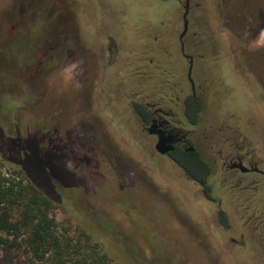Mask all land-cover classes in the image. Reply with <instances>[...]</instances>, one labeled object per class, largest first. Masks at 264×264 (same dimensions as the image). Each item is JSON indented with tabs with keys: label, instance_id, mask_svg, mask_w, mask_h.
I'll return each instance as SVG.
<instances>
[{
	"label": "rangeland",
	"instance_id": "1",
	"mask_svg": "<svg viewBox=\"0 0 264 264\" xmlns=\"http://www.w3.org/2000/svg\"><path fill=\"white\" fill-rule=\"evenodd\" d=\"M183 1L0 0V148L5 155L0 153V172L16 176L22 172L18 163L22 159L56 199L53 217L59 232L73 240H82L85 232L116 264H251L255 239L238 196H214L226 203L222 210L232 226L223 236L214 218L215 205L205 201L200 189L187 182L167 157L154 152L155 138L141 133L136 119L125 111V98L137 92L150 94L162 80L153 73V65L135 63L130 57L123 88L117 83L120 67L114 66L104 89L110 93L100 95L93 83L91 58H80L75 49L74 34L84 38L91 28L93 46H88V39L84 41L89 50L99 48L100 36L112 38L119 53L122 48L135 49L150 59L151 52L155 53L152 49L172 48L171 68L182 99L190 95L187 63L178 51ZM257 1L264 8V0ZM199 2V9L189 12L197 11L201 22L195 48L205 50L208 26L222 55L228 44L238 48L225 39L226 34H220L211 15L205 16L206 0ZM88 3L93 8L85 10L83 5ZM103 6L109 7L107 16ZM223 10L261 13L247 0L237 5L236 0H226ZM59 18L66 24H59ZM191 31L193 26L187 38ZM239 39L242 45L248 42L245 35ZM248 48L262 51L253 53L248 64L264 86V31ZM219 63L222 69L230 64ZM237 65L242 69L244 64L238 61ZM222 80L196 90L200 112L196 118H187L195 124L191 146L212 162L218 148L226 147L225 138L242 135L251 142L258 161L264 162V100H257L264 97V87H258L255 79L241 81L232 74H222ZM217 181L220 184L221 178ZM240 234L244 235L240 240L248 242L234 249L230 239L238 240ZM213 239L222 242L225 253L213 249ZM15 244L11 248L0 245V264H49L35 261L22 240Z\"/></svg>",
	"mask_w": 264,
	"mask_h": 264
},
{
	"label": "flooded vegetation",
	"instance_id": "2",
	"mask_svg": "<svg viewBox=\"0 0 264 264\" xmlns=\"http://www.w3.org/2000/svg\"><path fill=\"white\" fill-rule=\"evenodd\" d=\"M237 1L239 0H236V5ZM247 1L253 3V5L260 10V16H256L255 14L245 15L240 12L226 13L223 10L226 0H206L208 6L205 10V16L206 13L208 14V17L211 15V21L218 27V30L221 31L220 34H226L225 39H227L228 42H232L231 44L233 47L234 45L239 46L238 48H232L230 47V44H228L227 46L229 47L225 53L223 52L224 55H222V52L216 48L218 41L209 26L207 29L205 27V32H208L205 37V50L195 48L194 38L196 34L198 35L196 32L201 22H199L200 18L197 11L194 10L191 15H189V12L191 8L198 10L201 3L199 0L183 1V13L181 15L182 30L185 6L187 7V29L181 40L179 38L181 33L178 36V51L180 56L187 63L185 77L190 89V95L185 96L182 99L178 96V93L180 92L181 94L182 91H178L179 85L176 80L177 76H175L177 74H175L171 68V58H174L172 48H154L152 51L155 50V53L150 51L151 54H153V58L150 59V57L147 56V53L138 55V53L135 52V49L122 48L119 53V48L112 38L109 36H106V38L100 36L99 48L96 50H89L84 46V41L88 39V46H93L92 40L90 39L94 36V30L91 27L90 31L87 33L84 32L86 35L84 38L78 36V33L74 34V41L76 43L75 49L79 52L78 56L80 58H91L92 64H94L95 74L92 78L94 79V85L99 86L100 95H104L105 93L104 89L107 87L106 84L108 81L107 73H109L114 66L120 67L119 72H122V74L120 79L117 80V83L123 88L125 79L129 77V71L127 68L130 66V57L134 58L132 61L135 63L144 62L153 65V73L156 74L158 78L162 77V80L156 83L157 86H154L155 89L150 94L137 92V94L135 93V96L125 98V102H123L125 111L128 112L132 118L136 119L141 133L155 138V144L157 141V136L154 135L155 133L160 132L164 137L170 140L173 147L172 151L165 155H160L155 151L154 144V152L158 156L167 157L170 162L182 171L187 182L200 189V194L205 198V201L215 205L214 218H216L223 236L231 230L232 226L230 225L227 215L222 210V207H225L226 203L223 202L221 198H215L214 196H228L229 198H231V196H238L236 200L240 201H238L239 206L243 210V213L248 216L247 221L251 222L249 231L253 233V238L255 239L250 250L251 257L249 258L251 259V264H264L263 160L258 161L253 147L251 146V142L242 135L236 136L235 138L233 137L232 140L225 138L223 142L226 147L223 144L224 148L222 145L218 148L216 151V159L212 162H210L206 156L205 159H203L202 155L195 151L190 142V136L195 124L187 122V118L195 113L196 105L192 101L198 99L196 96V90H201L210 82L217 80L220 82L223 81L222 74H232L235 78H238V80L241 81L255 79L258 83V87H264L259 80L260 77L256 74V71L248 64V59L253 53L262 52L259 50H251L248 47L252 39L264 31V8H259V1L257 0ZM83 8L87 10L93 8V5L88 3L87 5H83ZM102 9L105 13L104 16H107L109 7L103 6ZM243 17L245 18L244 20ZM60 18L59 24H66L65 22H62ZM73 22H75L74 17ZM207 23L209 22H206L205 20V26ZM190 26H193L194 31H191L189 38H187ZM137 31L138 34H143V31L138 28ZM244 35L248 38L246 45H242L240 43L241 39H239V37H243ZM67 40L68 38L66 36L61 42L65 44ZM142 40H144L143 37ZM152 40L153 43L156 44L158 41L157 36H154ZM141 44L142 46L144 45L143 41ZM137 55L139 57L138 59H136ZM195 58H197L198 61H196ZM222 60H226L230 63L225 69H222V67L220 68L222 65H219V62H222ZM238 61L243 62L244 65L242 69L237 65ZM159 64L165 67L164 70H161ZM214 65H217L218 67ZM189 71L190 80L188 78ZM137 74L141 77H145V74ZM147 79L150 78L147 76ZM107 92L110 93L108 90L105 94H107ZM257 100L262 102L264 97L261 96V98H257ZM96 108L97 107H95V113L98 111V108L97 110ZM149 132H152L153 135H150ZM205 140H208L206 136ZM189 148H193V151H188ZM184 157L188 159H184ZM176 158L181 161L184 167L178 164ZM218 176L221 178L220 184L217 181V179H219ZM241 196L247 197L241 200ZM241 218H244V215H242ZM213 236L212 232V237ZM205 237L209 238L206 233ZM243 238L244 235L240 234L238 240L234 238L230 239V243L233 245L234 249L245 246V243L243 242L248 241H241L240 239ZM212 242L215 244L213 249H215L216 252L225 253L223 249L226 247L220 246L222 242L215 239H213ZM241 243L243 244L240 245ZM206 248L207 249L205 250H207L209 254L210 246Z\"/></svg>",
	"mask_w": 264,
	"mask_h": 264
},
{
	"label": "trees",
	"instance_id": "3",
	"mask_svg": "<svg viewBox=\"0 0 264 264\" xmlns=\"http://www.w3.org/2000/svg\"><path fill=\"white\" fill-rule=\"evenodd\" d=\"M192 102L196 105L193 114L196 118L200 101ZM0 153L5 156L1 148ZM176 161L184 167L179 159ZM18 163L22 172L15 173L16 176L8 177L0 172V245L11 248L22 240L30 256L40 263L116 264L85 232L81 233L82 240H73L59 232L53 217L56 199L43 189L44 184L33 177L22 159Z\"/></svg>",
	"mask_w": 264,
	"mask_h": 264
},
{
	"label": "water",
	"instance_id": "4",
	"mask_svg": "<svg viewBox=\"0 0 264 264\" xmlns=\"http://www.w3.org/2000/svg\"><path fill=\"white\" fill-rule=\"evenodd\" d=\"M186 15H187V7L185 6L184 8V15H183V30L180 34V40L181 38L185 35L186 33V29H187V21H186ZM190 71H189V74H188V78L190 80ZM150 135H153L152 132H149ZM154 135L157 136V141H156V144H155V151L160 154V155H165L167 154L168 152L172 151L173 147L170 143V140H168L166 137L163 136V134H161L160 132L159 133H155ZM188 151H193V148H189Z\"/></svg>",
	"mask_w": 264,
	"mask_h": 264
}]
</instances>
